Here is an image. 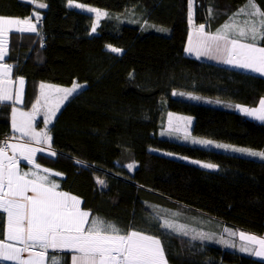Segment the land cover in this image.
<instances>
[{
    "label": "trees",
    "instance_id": "16d2710c",
    "mask_svg": "<svg viewBox=\"0 0 264 264\" xmlns=\"http://www.w3.org/2000/svg\"><path fill=\"white\" fill-rule=\"evenodd\" d=\"M198 1L197 22L208 23L214 32L215 18L225 19L247 2ZM41 3L46 7L38 8ZM71 3L108 15L92 32L96 16L71 8L70 0H0V16L25 19L35 11L40 17L39 23L33 18L37 32L11 34L8 40L7 64L26 82L23 109H32L41 83L83 85L50 131L56 155L37 160L41 167L62 174L63 179H52L58 190L86 200L95 181H104L90 219L100 217L121 229L157 236L168 264L214 261L198 237L160 228L165 219L187 225L194 234L223 224L262 235L264 161L213 145L264 152V125L232 108L255 107L264 98V78L186 56L188 0ZM254 3L264 10V0ZM109 45L122 54L110 51ZM258 45L264 47V40ZM135 56L159 64L132 61ZM12 109L0 104V146L14 135ZM176 114L194 120L191 137L168 130V118ZM194 140L213 143L205 147ZM186 159L217 167L206 170ZM129 164L134 165L131 170ZM6 228L5 213L0 239H5ZM58 254L70 264L71 254ZM222 264L264 263L226 251Z\"/></svg>",
    "mask_w": 264,
    "mask_h": 264
},
{
    "label": "snow or ice",
    "instance_id": "6c2138e0",
    "mask_svg": "<svg viewBox=\"0 0 264 264\" xmlns=\"http://www.w3.org/2000/svg\"><path fill=\"white\" fill-rule=\"evenodd\" d=\"M71 3V0H70ZM84 7L83 5H76ZM46 7L41 3L38 8ZM194 0H188V22L193 29L188 35L185 51L195 53L199 58L207 56L221 60L225 64L250 70L264 75V47L258 46L259 40H264V10H261L254 0H247L246 4L237 12L228 17V20L218 27L215 32L206 31V25L194 24ZM89 12L96 13L97 21L101 15L98 9L87 8ZM245 15L243 21H237V17ZM212 9H209V16ZM40 17L34 11L33 17L6 18L0 16V61L8 55L9 33L37 32ZM92 32L96 31V25H92ZM113 53H120L121 49L108 46ZM11 66L0 64V103L13 101L11 80L9 74ZM21 86L15 95L14 102L21 103L22 86L25 81L19 78ZM40 97L32 105L31 112H24L15 107L12 109V129L19 132L22 137L29 140L23 144H9L3 142L0 146V218L7 214V228L5 239H0V264L12 261L15 264H66L62 255L53 253L48 256L49 250H68L72 253L71 264H168L165 248L160 238L146 234L143 230H124L116 224L105 221L103 218L92 216L87 210H82L81 200L64 191H59V184L50 179L47 168L41 169L34 163L37 152H42V147L31 146L49 144L51 136L48 134L47 124L51 122L60 106L70 97L76 94L82 87L78 82H73L71 87L62 88L53 85L40 84ZM175 94V93H174ZM199 99V97H197ZM43 100V104H42ZM45 108V129L36 131L33 121L41 108ZM248 115L264 121V98L256 109H242ZM207 147L213 142L201 140L193 141ZM50 146V144H49ZM216 148H223L234 152L259 157L264 160V152L250 149L234 148L229 145L214 144ZM11 148L13 155H7V149ZM32 164L29 171L19 168V160L16 153ZM55 156V152L50 153ZM195 163V161H193ZM82 164V161H76ZM205 168H215L216 165L205 163ZM131 170L134 165H127ZM52 175L60 176L59 172ZM97 183L106 186L104 181ZM31 193V194H29ZM158 226L172 232L189 235L187 225L178 224L175 220L165 219ZM191 231L195 232L194 229ZM227 232L228 229H225ZM236 235V233H231ZM201 239H211L203 233L193 235ZM240 238L259 245V250L253 249V254L264 257V239L252 235L240 233ZM227 243L226 241H221ZM20 245V246H17ZM234 246V245H233ZM248 245L241 250L247 251ZM38 249V251H37ZM28 253L24 258L22 253Z\"/></svg>",
    "mask_w": 264,
    "mask_h": 264
},
{
    "label": "crops",
    "instance_id": "0c3cea01",
    "mask_svg": "<svg viewBox=\"0 0 264 264\" xmlns=\"http://www.w3.org/2000/svg\"><path fill=\"white\" fill-rule=\"evenodd\" d=\"M200 7H201V2L198 1V0H194V7H193L194 21L193 22H194L195 26H197V27L200 24L196 20V15H197V11H198V9ZM101 13H103V12H101ZM88 14L96 16V13H94V12L88 13ZM212 15L215 18V13L214 12H212ZM104 17H105L104 15H101L99 20L97 21V16H96V21H95L96 29L98 28L99 21H101V19H103ZM228 17L229 16H227L225 19L221 18V20H218V18H215L216 21H217L216 22L217 23L216 29L218 27H221L228 20ZM245 18H246L245 15L244 16L240 15L239 17H237V21L238 22L239 21H243ZM33 23H35V22H33ZM205 25H206V31L214 32L213 29H212V26L209 27L208 23H206ZM14 29H15V26H13V31H11L9 33V35H11V34H19L20 36H22V35H25V34H33V33H29V32L19 33V32H16ZM191 31H193V29L190 27V32ZM186 47H187V45H186ZM185 53H186V56H188L190 58H193V59H196V60L201 61V62H205V63H209V64L221 66V67L231 68L232 70L242 71L243 73H246V74H249V75H253L255 77L264 78V75L252 72L250 70L238 68V67H235L233 65L225 64L221 60L212 59V58L207 57V56H201V57L198 58L195 55V53H191L190 54V53H187L186 51H185ZM120 54H122V52H120ZM142 59L145 60V61H148L146 58H144L142 56H135L132 59V61H138V60H142ZM14 68H15L14 66H11V72L9 74V79L12 82L10 87H11V90H12L13 101H6V102L0 103V104L11 105L12 108L15 107V108H17V109H19L21 111H24V112H31L32 109L30 111H26V110L23 109V103H24V97H25V91H26V82L22 86V96H21L22 102L21 103H15L14 102L15 95H16L17 91L20 90V88H21V86L18 83L19 78L17 76H15ZM81 90H82V88L78 92H81ZM76 94H78V93H76ZM39 97H40V95H39ZM66 104L67 103H63L60 106L59 110L56 112V115L52 118L51 122L47 124V130H48V134L49 135H50V131H51L52 127L54 126L59 114L61 113L62 109L65 107ZM258 107H259V103L255 107H247V106L235 105L232 108L234 109V111H236V113H238L239 115L245 117L246 119H249V120L254 121V122L258 123V124L264 125V121H261V120L255 118L254 116L248 115L246 112H244L242 110V109H245V108H247V109H256ZM39 113L36 115V117H35V119L33 121V126L36 127L35 130L38 131V132L39 131H43L45 129L44 117H41ZM11 126H12V119H11ZM12 133L14 134L12 137H15V138H17V137L19 138L20 137V140L29 139V138L22 137L19 132H14L13 129H12ZM14 144H16V143H14ZM49 144H50V148H51V141L49 142ZM49 144H46V146H49ZM45 152H37L35 154V157H34V163L38 164L37 160L42 155L52 156L49 151H45ZM7 155L8 156H12V155H9V154H7ZM16 156H17V159L19 160V168L22 171L26 167H29L30 169L33 168V165L32 164H28L27 161H24L20 157V154L18 152L16 153ZM255 158L259 159V160L261 159L259 157H255ZM189 164H192V163H189ZM192 165H195V164H192ZM202 165L203 164L201 163V164H198V165H195V166H199V167L204 168L206 170H214V169H216V168H205ZM41 169H43V167H41ZM52 173H55V172L50 171L49 173H41V174L42 175H49L51 179H63L62 176H55V175H52ZM97 180L95 181V183L97 182ZM93 186L91 188V191H90L87 199L86 200H81V202H82L81 203L82 210H87L90 213H91L92 209L94 208V206L96 204V202L93 203V201L90 199ZM102 188H103V186L101 185L100 189L102 190ZM29 194H31V193H29ZM96 194H97V192L95 193V195ZM98 196H96V200H97ZM211 223H209V224L211 225ZM206 229L209 230L208 233H203V231H199L198 233H203L206 236L211 237V239L201 240L198 236L197 237H198L200 242L205 244V250H206L207 254H209L213 258L214 264H222L223 257H224V254H225L226 251H232V252L241 254L243 256H246V257H251V258H253L256 261H260V262L264 263V257H258L255 254H253V249L259 250V245L250 244V242H248L246 240H242L240 238V233H244L246 236L247 235H252V236H255L257 238L264 239V233L262 235H255V234L243 231V230H241L239 228H234V227L223 225V224H220L217 228H206ZM225 229H228V231L226 232ZM231 233H236V235H231ZM177 234H179V233H177ZM192 235H196V234H194L192 231H189V235L188 236L192 237ZM221 241H226L227 243H224V242H221ZM244 245H248L249 246L247 251L241 250L242 246H244ZM17 246H20V245H17ZM37 251H38V249H37ZM54 252L55 253H67V254H71L72 255V253L70 251H68V250H49L48 251V253H54ZM48 253H47V255H48ZM22 256L24 258H27L28 257V253L27 252L22 253ZM5 264H15V262L8 261V262H5ZM70 264H71V260H70Z\"/></svg>",
    "mask_w": 264,
    "mask_h": 264
},
{
    "label": "rangeland",
    "instance_id": "374dc122",
    "mask_svg": "<svg viewBox=\"0 0 264 264\" xmlns=\"http://www.w3.org/2000/svg\"><path fill=\"white\" fill-rule=\"evenodd\" d=\"M76 5H78V4L70 3V7L71 8L80 10L81 12H84V13H92V12H89V11L86 10L87 8H92V7H89V6H86V5H83L84 7H77ZM79 5H82V4H79ZM147 60L150 61V62H154L155 64H159V62L157 60H154V59H147ZM46 85H48V84H46ZM77 93L79 94L80 92H77ZM76 95L77 94H74L72 97H70L64 103L68 104L69 101H71V99L73 97H75ZM42 104H43V100H42ZM28 111H30V110H28ZM45 111H46V109L42 107L41 110H40V113H39L41 117H44ZM193 124H194V120L191 117H187V116H182V115H177L176 114V115H171L168 118V130L170 132L180 133V134H182L181 136H184V137H191L192 136ZM34 128H36V127H34ZM25 138H28V137H25ZM10 139H13L14 143H16V144H23V143H25V142H27L29 140V139L20 140V137L19 138L18 137L17 138L11 137ZM31 146L35 147V142L34 141L32 142ZM41 146H43L44 148L50 149V146H46V144H41ZM186 161L188 163H192V164H195V165L201 164V162H197V161H195V163H194L190 159H186ZM100 187H101V185L98 184L97 182L93 186L92 193H91V196H90V199L93 201V203L96 202V196H98L100 194V191H101ZM96 192H97V194L95 195ZM176 233H179V232H176ZM178 235L185 237V235H183L181 233H179Z\"/></svg>",
    "mask_w": 264,
    "mask_h": 264
},
{
    "label": "built area",
    "instance_id": "2783aa9c",
    "mask_svg": "<svg viewBox=\"0 0 264 264\" xmlns=\"http://www.w3.org/2000/svg\"><path fill=\"white\" fill-rule=\"evenodd\" d=\"M40 23H42V21H41ZM6 140L8 141L9 144H14L13 139L7 138V139H5L4 141H6ZM35 147H42V148L44 149V151H42V152H45V151H49L50 153H51V152H54L51 148H50V149H47V148H44V147L41 146V145H36V144H35ZM7 154H9V155H13V152H12V149H11V148H8V149H7Z\"/></svg>",
    "mask_w": 264,
    "mask_h": 264
},
{
    "label": "water",
    "instance_id": "95a60500",
    "mask_svg": "<svg viewBox=\"0 0 264 264\" xmlns=\"http://www.w3.org/2000/svg\"><path fill=\"white\" fill-rule=\"evenodd\" d=\"M9 56H10V51L8 50V55L4 58L3 61H0V64L8 63L9 62Z\"/></svg>",
    "mask_w": 264,
    "mask_h": 264
},
{
    "label": "bare ground",
    "instance_id": "6f19581e",
    "mask_svg": "<svg viewBox=\"0 0 264 264\" xmlns=\"http://www.w3.org/2000/svg\"><path fill=\"white\" fill-rule=\"evenodd\" d=\"M2 146H3V143H2Z\"/></svg>",
    "mask_w": 264,
    "mask_h": 264
},
{
    "label": "clouds",
    "instance_id": "9594fccd",
    "mask_svg": "<svg viewBox=\"0 0 264 264\" xmlns=\"http://www.w3.org/2000/svg\"><path fill=\"white\" fill-rule=\"evenodd\" d=\"M46 153V152H45Z\"/></svg>",
    "mask_w": 264,
    "mask_h": 264
}]
</instances>
